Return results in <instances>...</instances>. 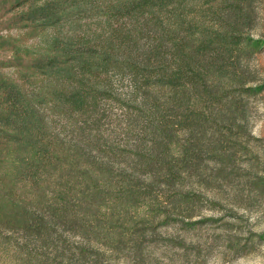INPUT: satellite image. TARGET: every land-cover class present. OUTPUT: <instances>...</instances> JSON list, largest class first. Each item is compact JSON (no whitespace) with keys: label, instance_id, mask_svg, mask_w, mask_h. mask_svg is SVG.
<instances>
[{"label":"trees","instance_id":"obj_1","mask_svg":"<svg viewBox=\"0 0 264 264\" xmlns=\"http://www.w3.org/2000/svg\"><path fill=\"white\" fill-rule=\"evenodd\" d=\"M260 1L15 0L41 41L18 80L0 77V253L87 264L93 239L138 252L159 226L197 216L194 183L253 140ZM115 76L130 85L129 150L102 135ZM57 119L77 125L71 137ZM247 189L263 193L264 179Z\"/></svg>","mask_w":264,"mask_h":264},{"label":"rangeland","instance_id":"obj_2","mask_svg":"<svg viewBox=\"0 0 264 264\" xmlns=\"http://www.w3.org/2000/svg\"><path fill=\"white\" fill-rule=\"evenodd\" d=\"M15 0H0V77L18 80L31 56L40 47V36L16 20ZM262 41V50L250 66L257 84L264 85V0L257 6L252 32ZM102 135L116 151L129 150L126 131L130 85L114 77ZM248 126L253 140L246 138V154H237L234 167L208 177L212 183L193 189L204 196L200 213L194 218L171 221L146 236L138 252L130 246L116 249L92 240V258L87 264H264V192L247 189L249 181L264 179V90L249 98ZM58 131L72 136L77 125L55 120ZM254 180V181H253ZM207 186V187H206ZM73 242L83 241L72 237ZM12 253H0V264H15Z\"/></svg>","mask_w":264,"mask_h":264}]
</instances>
